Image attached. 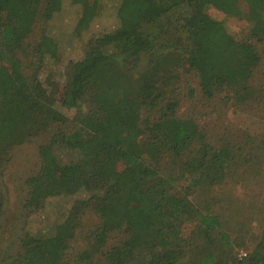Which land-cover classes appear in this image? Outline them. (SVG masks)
Returning <instances> with one entry per match:
<instances>
[{
    "label": "trees",
    "instance_id": "1",
    "mask_svg": "<svg viewBox=\"0 0 264 264\" xmlns=\"http://www.w3.org/2000/svg\"><path fill=\"white\" fill-rule=\"evenodd\" d=\"M117 1L118 26L89 38L61 85L40 79L58 55L56 39L29 40L67 2L81 9L75 32L86 31L96 0H0V229L11 151L46 133L53 131L39 148L40 169L25 181L27 218L49 199L84 195L52 235L26 234L15 253L0 250V264H224L232 247L221 217L189 199L230 177L247 145H215L193 118L179 116L172 80L185 65L204 97L248 101L264 0ZM213 8L248 22L249 38L233 36ZM259 147L263 158L264 138ZM89 211L99 223L72 253ZM114 234L123 239L103 251ZM229 264H264V231Z\"/></svg>",
    "mask_w": 264,
    "mask_h": 264
},
{
    "label": "rangeland",
    "instance_id": "2",
    "mask_svg": "<svg viewBox=\"0 0 264 264\" xmlns=\"http://www.w3.org/2000/svg\"><path fill=\"white\" fill-rule=\"evenodd\" d=\"M92 1L94 0H90L91 3ZM96 3V17L89 29L82 33L75 32L81 9L71 2L63 5L61 14L51 23L36 24L29 43L37 42L48 34L56 39L59 48L57 57L48 59L42 67L40 79L44 83L51 79L62 85L68 64L83 56V49L89 38L110 32L118 26L116 11L119 2L96 0ZM210 13L223 20L228 31L237 39L249 38L250 25L245 20L226 17L214 8ZM255 45L261 61L254 72L252 93L246 102L233 99L228 101L223 95L213 99L204 97L198 78L185 65L177 69L178 78L172 80L177 89L175 98L180 101L179 116L193 118L205 132L207 139L215 145H247L243 157L241 153V166H237L230 177L222 184L199 191L189 199L193 208L195 205L201 208L208 206L211 213L221 217L224 230L232 241V247L223 252L224 264H229L234 255L241 256L251 251L264 231V157H259V144L264 138V41L255 42ZM59 108L70 119L75 115L74 110ZM52 134L53 131L46 133L11 151V161L2 179L8 190L0 229L2 252L15 253L20 249V240L26 234L38 237L52 235L54 226L67 217L75 201L84 197L78 194L49 199L42 209L27 218L24 210L28 193L25 181L40 169L39 148L50 140ZM245 154L254 156V160L248 163ZM63 158L67 160L69 155L66 154ZM98 223L96 214L91 211L86 213L81 235L71 243L72 253L86 248V237L93 233ZM122 239V235H112L103 251Z\"/></svg>",
    "mask_w": 264,
    "mask_h": 264
}]
</instances>
